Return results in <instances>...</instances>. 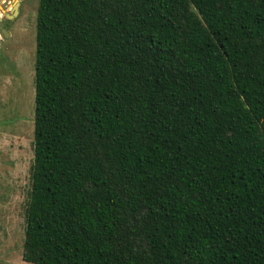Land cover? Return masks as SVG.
Segmentation results:
<instances>
[{
    "label": "trees",
    "instance_id": "16d2710c",
    "mask_svg": "<svg viewBox=\"0 0 264 264\" xmlns=\"http://www.w3.org/2000/svg\"><path fill=\"white\" fill-rule=\"evenodd\" d=\"M31 264H264V0H37Z\"/></svg>",
    "mask_w": 264,
    "mask_h": 264
},
{
    "label": "rangeland",
    "instance_id": "374dc122",
    "mask_svg": "<svg viewBox=\"0 0 264 264\" xmlns=\"http://www.w3.org/2000/svg\"><path fill=\"white\" fill-rule=\"evenodd\" d=\"M36 4L22 0L0 38V264H31L20 254L32 161Z\"/></svg>",
    "mask_w": 264,
    "mask_h": 264
},
{
    "label": "water",
    "instance_id": "95a60500",
    "mask_svg": "<svg viewBox=\"0 0 264 264\" xmlns=\"http://www.w3.org/2000/svg\"><path fill=\"white\" fill-rule=\"evenodd\" d=\"M9 4L7 0H0V13L1 10H4L5 5ZM17 7H18V2L16 0H13V2L10 4V7L8 9H5V15L4 17L11 19L17 14ZM2 16L0 15V21L2 20ZM7 32L4 30L2 25L0 24V38L3 37V35H6Z\"/></svg>",
    "mask_w": 264,
    "mask_h": 264
},
{
    "label": "flooded vegetation",
    "instance_id": "af4514ba",
    "mask_svg": "<svg viewBox=\"0 0 264 264\" xmlns=\"http://www.w3.org/2000/svg\"><path fill=\"white\" fill-rule=\"evenodd\" d=\"M9 4H6L5 5V8L8 9L10 7V4L13 2V0H7ZM18 2V7H17V13H18V9H19V6L20 4L22 3V0H16ZM6 11V10H5ZM17 15V14H16ZM15 15V16H16ZM13 18V17H12ZM11 18V19H12ZM5 19H9V18H6L3 16L2 20L0 21V24L3 26V22L5 21Z\"/></svg>",
    "mask_w": 264,
    "mask_h": 264
},
{
    "label": "crops",
    "instance_id": "0c3cea01",
    "mask_svg": "<svg viewBox=\"0 0 264 264\" xmlns=\"http://www.w3.org/2000/svg\"><path fill=\"white\" fill-rule=\"evenodd\" d=\"M5 9H6V8H4V10H1L0 15H1L2 17L5 15V14H4V13H5Z\"/></svg>",
    "mask_w": 264,
    "mask_h": 264
}]
</instances>
